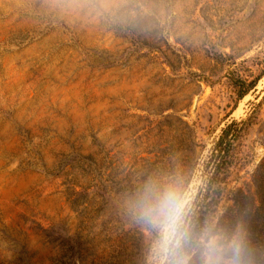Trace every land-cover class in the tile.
Wrapping results in <instances>:
<instances>
[{
    "label": "rangeland",
    "instance_id": "rangeland-1",
    "mask_svg": "<svg viewBox=\"0 0 264 264\" xmlns=\"http://www.w3.org/2000/svg\"><path fill=\"white\" fill-rule=\"evenodd\" d=\"M230 124L186 264L264 196V0H0V264H157L139 194L189 215Z\"/></svg>",
    "mask_w": 264,
    "mask_h": 264
},
{
    "label": "clouds",
    "instance_id": "clouds-1",
    "mask_svg": "<svg viewBox=\"0 0 264 264\" xmlns=\"http://www.w3.org/2000/svg\"><path fill=\"white\" fill-rule=\"evenodd\" d=\"M135 211L158 233L157 264H186L182 251L189 238L188 210L178 183L149 181L137 198ZM202 255L204 264H242L243 240L209 233Z\"/></svg>",
    "mask_w": 264,
    "mask_h": 264
},
{
    "label": "trees",
    "instance_id": "trees-1",
    "mask_svg": "<svg viewBox=\"0 0 264 264\" xmlns=\"http://www.w3.org/2000/svg\"><path fill=\"white\" fill-rule=\"evenodd\" d=\"M238 87L239 96L242 97L246 94L247 88L243 89L244 83L241 81L235 82ZM232 124L228 125L223 129L218 141L215 144L213 152L210 156V163L212 167L207 168V178L204 183V188L199 191L197 195V201L193 202L192 210L187 216L189 224V238L183 246L182 256L189 253L193 246L197 243L198 228L201 227L203 221V214L208 208L211 200L215 197L216 191L220 186V181L222 175L225 173L227 165V154L232 142L235 139L234 132H231ZM236 133V132H235ZM252 208H254V213L252 217L244 213V216L239 220V224L244 231L245 241L243 244V256L244 260L248 259L249 255L252 253V245L249 241V234L255 232L258 248L253 252L255 262L257 264H264V214L258 216L257 212L264 211V196L258 199V205L254 206V203L250 202ZM243 214V213H242Z\"/></svg>",
    "mask_w": 264,
    "mask_h": 264
}]
</instances>
